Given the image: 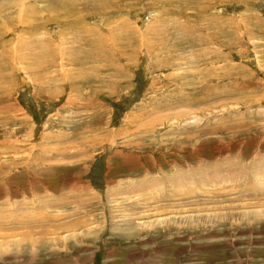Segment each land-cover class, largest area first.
<instances>
[{
	"label": "rangeland",
	"instance_id": "374dc122",
	"mask_svg": "<svg viewBox=\"0 0 264 264\" xmlns=\"http://www.w3.org/2000/svg\"><path fill=\"white\" fill-rule=\"evenodd\" d=\"M0 264H264V0H0Z\"/></svg>",
	"mask_w": 264,
	"mask_h": 264
}]
</instances>
